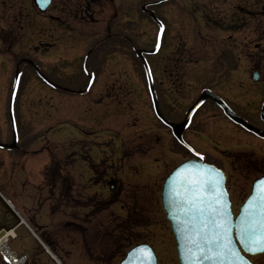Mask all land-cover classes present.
<instances>
[{"label":"rangeland","instance_id":"rangeland-1","mask_svg":"<svg viewBox=\"0 0 264 264\" xmlns=\"http://www.w3.org/2000/svg\"><path fill=\"white\" fill-rule=\"evenodd\" d=\"M147 1L132 0L130 4L124 0L122 8L131 6L142 16L140 6ZM153 1L145 6L148 10L154 7L169 28L167 44L158 57L169 55L172 59L164 61L169 66L158 69L159 74L156 68L150 70L156 86L154 105L136 54L137 48H149L156 40L157 27L152 20L139 28L125 26L130 44L116 46L113 58L104 60L101 68L91 61L81 64L83 50L78 48L64 56H57V49H51L50 56H34L40 51L37 47L14 46V61L0 58V111L7 116L3 115V140L10 142L2 148L0 192L62 264H117L125 250L140 242L153 247L157 264H179L160 190L165 176L191 153L173 138L166 122H182L203 89L219 91L224 81L228 85L222 89L224 94L242 103L243 97L250 100L255 91L247 73L252 64L247 53L260 40L261 31L256 34L253 28L256 23L263 27V0ZM118 13L124 16L121 20L126 19L127 14ZM98 16L95 22H82V33L98 29V36L105 34V20ZM38 28L30 24L31 37ZM150 38L154 41L151 45ZM156 53L144 57L148 65V60L153 64ZM28 57L38 71L23 64L21 58ZM17 63L21 73H16ZM261 70L264 72L263 66ZM10 101L18 132L13 147ZM208 102L193 113L182 136L205 157L227 161L229 172L230 166L237 165V157L217 151L256 146L259 141L250 132L257 133H231L224 142H215L224 123L218 108ZM252 150L241 158L257 159L253 169L240 175L249 181L241 182L232 172L229 186L235 208L249 194L251 182L259 175L256 171L264 170V155L259 158L256 147ZM51 163L57 166L56 175L53 182L46 183L40 170ZM14 225L15 217L0 200V227ZM15 233L11 247L27 254L32 260L29 264H54L24 226H18ZM250 258L254 264H264V253ZM0 264L7 263L0 260Z\"/></svg>","mask_w":264,"mask_h":264},{"label":"flooded vegetation","instance_id":"flooded-vegetation-1","mask_svg":"<svg viewBox=\"0 0 264 264\" xmlns=\"http://www.w3.org/2000/svg\"><path fill=\"white\" fill-rule=\"evenodd\" d=\"M129 1L131 4L132 0ZM123 2L124 0H48L45 7L43 9H40L35 0H0V58L2 60L8 58V60L10 59L14 61L11 54L12 47L14 46H28V49L30 47H37L36 49L40 51L37 52L34 56L44 53V51L49 54L51 49H57V51L60 50L61 54L59 56H64V54L67 55L70 49H82V60H80L79 57H75L77 61H81V64L84 63L86 65L89 61H91V63H96L98 68H101L102 62L104 60L113 58L116 51V46H123L124 43L130 44L129 35H126V30L124 29L125 26L130 28V26H127L128 24H132V26L139 28L143 23L147 22L148 20H152L154 22V26L158 29L161 28L160 26L163 25V23H165L167 26V22H165L160 17V13L157 12L154 7L153 9L148 10V7L145 6L146 3L151 5L152 1L148 0L140 6V14L142 16H138L135 12L137 10L132 9L131 6L125 8L127 10H123ZM262 3V5L264 6V0L262 1ZM118 12L127 14L126 19L121 20V18H123L124 16L121 15L122 13L119 14ZM99 14H101V16H103L105 20L103 26V32H105V34L102 36H98V29L95 33L92 31L82 33L83 29L81 28V25L85 21L93 20V22H95L96 20H98ZM152 21H149L143 25L145 26L146 24L152 23ZM116 22L117 25L115 26ZM33 23L34 25L39 26L38 30L40 31L35 33V36L31 37L30 24ZM257 24L258 23H256V26L253 28V31L256 34L258 33V31H261L259 33L260 40L254 43L251 52L247 53V56L252 59L249 60L250 62H252V64L247 73L250 77V80L255 85L253 96H251L250 100H245L243 97V99L240 100L244 101L242 103L239 102L238 99L224 94L222 89H225L228 86L227 83L224 85L225 81L220 84V86H218L219 91H215L211 88L210 91L217 95L221 100H223L234 113L246 119L251 125L264 132V72L261 70L262 66L264 68V24H261L263 27L257 26ZM41 31H43V33ZM166 34L167 33H164L163 37L162 35L160 36V48L157 47V49L159 48L158 50L155 49L156 47L154 44L149 48L144 47L136 49V54L138 55L140 60L146 55L150 56L149 58H151L150 54L157 52L156 54L152 55L153 64L150 63V68L153 72L157 70L158 74L160 72L158 71V69H162V67L166 68V66L169 65L164 63L166 61L172 60L169 55H166L165 59L160 58L162 57V55L158 57L159 51L164 49L165 44H167L168 37L166 38ZM262 40L263 42H261ZM153 42L154 41L152 40V38H150L149 45H151ZM41 49H43L44 51H41ZM154 49L155 51H153ZM118 53L121 52L118 51ZM21 59L23 61V64L25 63L24 65H30L32 67L30 69H37L38 71L37 64L32 62L29 57ZM94 59L96 60L95 62ZM160 63L162 65H159ZM19 65L20 63H17V65L15 64L16 71L19 70ZM93 67L94 66H92V69ZM253 73H256L257 79H254V76L256 75ZM228 80H230V78ZM156 81L160 83L159 79H156ZM259 83L262 85L257 87V84ZM207 100L210 101L207 104L211 105L212 103H214L213 106L218 108V110L221 112L222 123H224V127L220 128V130L218 131L219 135L217 136L218 138L221 137V139L218 140V138H215V142H219L220 144L224 142L225 136L228 137V134H230V136H233V134L231 133H234V135H239L247 131L240 124L235 123L230 118H228L224 111H222V109L218 107L215 101L207 98L204 101V104ZM240 103L242 104V106H240ZM200 123H202V121H200ZM2 127L3 120L0 111V165L3 156L2 148H4V145L5 147L8 145L7 143L4 144L3 142ZM226 128L231 130H229L230 133H228V130H226ZM209 131L210 129L208 128V132ZM209 134H211V132ZM252 134L257 138L256 141H259V146L245 144L244 146L238 145V150L231 148L234 151H228L227 148H220L217 151L219 153H229L232 157H237V165L230 166L229 172L227 161L224 160L221 162L216 159L214 160L212 158L205 157L207 161L214 163L222 170H224L226 174V183L229 189V193H232L229 183L231 181L233 182V171L234 173H236L237 178L241 182L245 181L247 183L249 181V177L248 179H243L240 177V175L253 169L254 163L257 161V159L254 158L247 161H241V158L243 159V157L249 156L247 154L250 153L246 151H249L251 149H253L252 151H255L256 147L257 156L260 158V156L264 155V145H260L264 144V138L254 133ZM204 138L207 139L206 136H204ZM211 142H213V140ZM213 144L215 143L213 142ZM213 146L215 148L220 147L217 145ZM240 151H242L243 154H241ZM237 153L241 155H238ZM198 154L200 155V153ZM211 156H214V154H212ZM218 157L221 158L220 155ZM258 172H260L259 174H261L264 172V170L256 171V173ZM234 183L238 182L236 181ZM230 199H233L232 194H230Z\"/></svg>","mask_w":264,"mask_h":264},{"label":"water","instance_id":"water-1","mask_svg":"<svg viewBox=\"0 0 264 264\" xmlns=\"http://www.w3.org/2000/svg\"><path fill=\"white\" fill-rule=\"evenodd\" d=\"M35 2L40 9H43L46 5V3H41V0H35ZM207 97L214 99L224 109L227 115L235 121L240 122L245 128L257 134L264 135L258 128L252 126L246 120L230 111V109L214 94L209 91H204L188 109L185 119L181 123L172 124V130L179 139H181V130L187 125L191 113ZM15 139L16 136L14 133L13 144ZM212 169L217 170L219 174L218 178L220 182L218 186H214V182L217 179V172H211L210 170ZM206 174L207 180H205ZM262 180H264V176L253 183L251 194L241 206L239 213L234 217L225 188V176L220 169L193 157L186 158L172 169L163 182L161 202L166 212V218L170 221V227L176 241L177 255L180 264H238L237 258L227 249L218 248L216 243L210 245L206 242L207 238H211L214 235L213 229L210 226H204L207 223V216L199 215L198 210H193L191 206L192 200L199 201L203 199L207 202L214 200L220 192L224 193L222 202L228 212L227 219L232 227V231L229 233V238L232 242L231 247L239 256L249 260L246 255L252 254L244 251V247L241 245L236 232V226L240 223L244 214L249 211V199L260 191V181ZM194 182H199L201 184L195 192L188 188V185ZM205 184L207 185L206 187L203 186ZM1 234L2 233H0V235ZM149 254L150 264H156V256L152 248L147 244H138L125 254L119 264H140V261L148 257Z\"/></svg>","mask_w":264,"mask_h":264},{"label":"snow or ice","instance_id":"snow-or-ice-1","mask_svg":"<svg viewBox=\"0 0 264 264\" xmlns=\"http://www.w3.org/2000/svg\"><path fill=\"white\" fill-rule=\"evenodd\" d=\"M48 0H41V3H47ZM163 29V25L160 26ZM160 34H157V47L160 46ZM89 76L92 74L89 73ZM211 172H217L212 169ZM219 174L217 172V179L214 182V186L219 185ZM207 180V174L205 176ZM261 189L258 193L254 194L249 199V211L241 218L240 223L236 226V232L239 237L241 245L244 247V251L251 253L252 255L264 253V180L260 181ZM183 186V182H182ZM199 182H194L188 185V188L193 192L200 187ZM206 187L207 185H203ZM224 193L220 192L214 200L204 201L203 199L192 200L191 206L193 210H198L199 215L207 216V223L205 227H211L214 235L211 238H207L208 244L216 243L218 248L227 249L238 260V264H251V261L239 256V254L232 249L231 239L229 233L232 231V227L227 219L228 212L223 204ZM146 251V250H145ZM140 264H150V254L148 257L143 258Z\"/></svg>","mask_w":264,"mask_h":264},{"label":"trees","instance_id":"trees-1","mask_svg":"<svg viewBox=\"0 0 264 264\" xmlns=\"http://www.w3.org/2000/svg\"><path fill=\"white\" fill-rule=\"evenodd\" d=\"M56 165L47 164L46 168L43 170L44 174L46 177L53 182V178L56 175Z\"/></svg>","mask_w":264,"mask_h":264},{"label":"bare ground","instance_id":"bare-ground-1","mask_svg":"<svg viewBox=\"0 0 264 264\" xmlns=\"http://www.w3.org/2000/svg\"><path fill=\"white\" fill-rule=\"evenodd\" d=\"M11 234H12V231L10 230V231L6 232V234H5L4 236H2V237L0 238V246H1V245H4V243H5V239H6V236H7V235H11Z\"/></svg>","mask_w":264,"mask_h":264}]
</instances>
